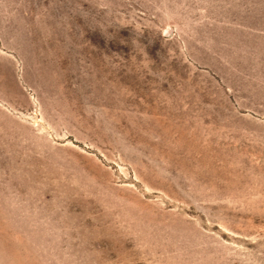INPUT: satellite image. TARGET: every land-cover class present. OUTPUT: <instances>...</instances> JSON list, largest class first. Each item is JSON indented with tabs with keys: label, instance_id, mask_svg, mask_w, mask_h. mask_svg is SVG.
Wrapping results in <instances>:
<instances>
[{
	"label": "rangeland",
	"instance_id": "rangeland-1",
	"mask_svg": "<svg viewBox=\"0 0 264 264\" xmlns=\"http://www.w3.org/2000/svg\"><path fill=\"white\" fill-rule=\"evenodd\" d=\"M0 264H264V0H0Z\"/></svg>",
	"mask_w": 264,
	"mask_h": 264
}]
</instances>
